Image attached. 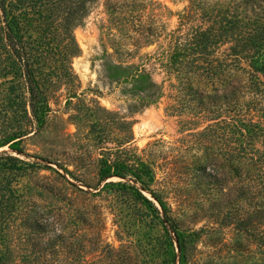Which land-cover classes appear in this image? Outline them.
<instances>
[{
  "label": "trees",
  "instance_id": "16d2710c",
  "mask_svg": "<svg viewBox=\"0 0 264 264\" xmlns=\"http://www.w3.org/2000/svg\"><path fill=\"white\" fill-rule=\"evenodd\" d=\"M93 1L0 0V148L21 155L22 138L44 125L52 93L64 86L68 98L76 96L72 32ZM167 36L161 65L175 83L165 110L181 117L182 128L201 127L194 135L203 152L190 170L207 177L203 184L225 186L218 204L248 207L231 223L264 246V0H188ZM106 76L128 87L130 113L161 96L142 65H112ZM119 121L120 138L99 159L102 186L94 193L112 192L137 208L140 223L156 226V245L146 250L155 264H188L197 232L181 227L164 200L163 177L158 182L151 160L130 146L132 121ZM32 167L0 151V264H75L83 246L74 228L86 222L84 211L73 197L45 188L36 195L47 202H32L22 182Z\"/></svg>",
  "mask_w": 264,
  "mask_h": 264
},
{
  "label": "rangeland",
  "instance_id": "374dc122",
  "mask_svg": "<svg viewBox=\"0 0 264 264\" xmlns=\"http://www.w3.org/2000/svg\"><path fill=\"white\" fill-rule=\"evenodd\" d=\"M187 5L188 0L89 3L72 32L79 54L70 62L76 79L69 88L76 96L68 98L64 86L52 93L45 123L22 138L21 155L0 148L33 166L22 182L38 207L47 202L36 195L45 188L73 197L84 211L86 222L74 228L83 246L75 264H155L146 250L156 245V226L140 223L137 208L120 202L112 192L94 193L102 186L97 184L99 159L116 146L121 116L132 121L130 146L151 160L158 182L163 177L164 200L175 218L181 227L197 232L188 264H264V246L231 223L248 214V207L218 204L225 186L203 184L207 177L190 170L203 152L194 135L201 127L182 128L181 117L165 110L168 84L175 80L166 75L160 51ZM119 64L142 65L161 87L159 99L130 113L135 102L128 97V87L106 76L107 67ZM235 180L227 184L231 187ZM263 230L261 223L259 231ZM14 244L15 253L21 252L19 243Z\"/></svg>",
  "mask_w": 264,
  "mask_h": 264
}]
</instances>
